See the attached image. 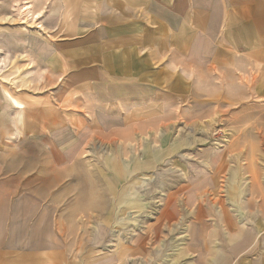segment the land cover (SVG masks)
<instances>
[{"label":"rangeland","instance_id":"374dc122","mask_svg":"<svg viewBox=\"0 0 264 264\" xmlns=\"http://www.w3.org/2000/svg\"><path fill=\"white\" fill-rule=\"evenodd\" d=\"M53 1L0 0V145L23 147L5 155L29 165L8 171L13 199L29 193L53 214L61 264H197V238L228 224L222 212L253 227L256 257L264 103L246 83L259 75L206 59L146 83H86L44 24ZM8 94L24 102L19 119Z\"/></svg>","mask_w":264,"mask_h":264},{"label":"crops","instance_id":"0c3cea01","mask_svg":"<svg viewBox=\"0 0 264 264\" xmlns=\"http://www.w3.org/2000/svg\"><path fill=\"white\" fill-rule=\"evenodd\" d=\"M43 12L69 67H79L73 74L86 83H146L150 75L187 73L211 59L229 74L244 69L259 75L246 85L264 103V0H54ZM8 96L19 119L24 102ZM12 147L0 145V264H61L62 236L53 214L31 207L29 193L13 199L20 185L8 171L29 165H8L5 155L23 149ZM222 214L227 225L214 228L208 241L197 238V264H264V249L254 257L253 227L235 226L228 212Z\"/></svg>","mask_w":264,"mask_h":264},{"label":"bare ground","instance_id":"6f19581e","mask_svg":"<svg viewBox=\"0 0 264 264\" xmlns=\"http://www.w3.org/2000/svg\"><path fill=\"white\" fill-rule=\"evenodd\" d=\"M27 8H28V7H25L24 10H27ZM27 11H28V12H27V15H31V13H30L31 11H29V10H27Z\"/></svg>","mask_w":264,"mask_h":264}]
</instances>
